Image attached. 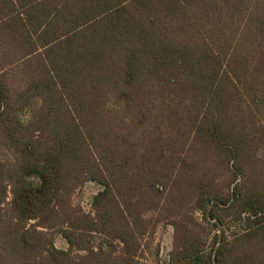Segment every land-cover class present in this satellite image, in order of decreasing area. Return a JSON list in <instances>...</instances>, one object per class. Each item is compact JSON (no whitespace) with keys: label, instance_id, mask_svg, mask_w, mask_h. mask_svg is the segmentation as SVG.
<instances>
[{"label":"trees","instance_id":"16d2710c","mask_svg":"<svg viewBox=\"0 0 264 264\" xmlns=\"http://www.w3.org/2000/svg\"><path fill=\"white\" fill-rule=\"evenodd\" d=\"M12 1L0 21V264H141L166 180L176 208L185 197L183 172L156 166L164 146L135 148L128 118L154 103L190 111L198 143L227 160L230 191L193 184L195 210L217 227L223 206L245 218L207 251L187 233L171 264H264V0ZM102 116L115 122L103 130ZM87 181L102 186L92 210L69 208Z\"/></svg>","mask_w":264,"mask_h":264},{"label":"rangeland","instance_id":"374dc122","mask_svg":"<svg viewBox=\"0 0 264 264\" xmlns=\"http://www.w3.org/2000/svg\"><path fill=\"white\" fill-rule=\"evenodd\" d=\"M106 24L107 21H102L96 24L95 27L89 28L86 32L99 30L104 28ZM19 85V82L12 83L14 88ZM183 103H181V106ZM108 106L111 109H118L120 104L117 103L116 99H112L109 100ZM150 107L151 115L140 119L148 118L146 123L140 124V120L136 119L133 121L128 118L131 121L129 127L137 128L135 132L137 136L135 137L138 142L135 144V148L138 149L139 154L142 153L144 155L146 153L150 155L152 147L159 149L164 146V155L160 158L158 156L157 161H155L156 166L165 170L167 167L174 165L175 171L180 170L181 173L183 172L182 175L185 180L184 186H181L180 190L184 191L185 197H183L181 207L179 209L176 208L174 200L168 197L172 191L171 188L175 187L176 189V182H174L173 178H168L166 182L169 189L166 188L160 211L151 210V212L146 214L148 219L152 221L149 225L150 230L143 240L145 251L140 257V262L141 264H171L172 251L176 245L181 243L187 233L196 240L204 241L203 248L207 251L211 249L215 233L220 230H225L229 241L242 234L245 230V218L244 216L240 218L235 210L223 206V208L219 209V214L224 216L225 223L217 227L214 225L216 220L205 219L200 211L195 210V198L191 192L193 184L197 185L200 182L203 185L206 184V189H210L214 193L219 191L221 194L226 195L230 191L232 186L231 171L228 168L227 160L215 150L198 143V139L195 137V134L197 135L196 129L190 121L192 113L186 108L181 109L177 114L178 116L175 115V117L174 115L168 116L164 114V109H162L160 103L150 104ZM137 108L136 105L135 109ZM22 118L25 122H28L31 118L29 111H24ZM113 120L114 118L112 117L102 116L98 119V124L103 130L108 129L115 122ZM159 136L163 141L158 138ZM152 138H155V140L151 141ZM261 145L258 151V158L261 161L258 166L262 174L264 173V142ZM5 158L8 159V157ZM261 174L258 181L260 182V189L263 190L264 188L261 185L263 184L264 176ZM244 181L250 184L248 178H243L242 182ZM101 189L102 186L100 184L94 181H87L72 193L67 206L72 208L80 206L85 212H90L93 198ZM178 199L179 201L182 200V198ZM188 229L192 231L188 232ZM54 240L58 248L65 250L70 248L68 242L61 234L55 233Z\"/></svg>","mask_w":264,"mask_h":264},{"label":"crops","instance_id":"0c3cea01","mask_svg":"<svg viewBox=\"0 0 264 264\" xmlns=\"http://www.w3.org/2000/svg\"><path fill=\"white\" fill-rule=\"evenodd\" d=\"M12 4H15L12 0H0V21H7L3 18V14L5 13V11H7L8 8L9 10L11 9Z\"/></svg>","mask_w":264,"mask_h":264}]
</instances>
